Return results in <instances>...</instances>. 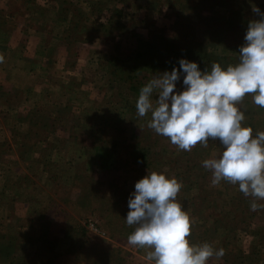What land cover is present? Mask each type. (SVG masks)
I'll use <instances>...</instances> for the list:
<instances>
[{"label": "rangeland", "instance_id": "obj_1", "mask_svg": "<svg viewBox=\"0 0 264 264\" xmlns=\"http://www.w3.org/2000/svg\"><path fill=\"white\" fill-rule=\"evenodd\" d=\"M23 1L27 2L10 7L18 19L25 17V24L34 18L22 16L24 5L25 12L40 22L64 24L65 29L68 23L61 20L73 12V19L85 28L84 37L94 38L80 40L74 30L67 37L56 31L67 41L57 44L55 51L60 57L66 54L67 60L62 65L58 59V68L50 71L65 74L51 78L49 92L56 96L50 94L40 117L68 139L38 145L37 158L28 167L31 175L16 174L15 182L10 174L6 177V189H0V264H154L146 259L150 249L128 244L136 226L129 227L125 220L135 183L151 172L183 183L177 201L198 226L191 230L190 244L227 245L223 249L228 259L213 257L208 264H264V247L257 245L264 235V210L251 211L252 198L237 185L221 181L214 186L212 173L202 166L205 159L222 154L219 141H209L207 148L198 144L190 152L178 150L147 127L150 114L137 115L141 87L173 68L138 73L132 86L117 80L125 77L123 70L110 73L151 42L163 53L223 57L234 66L249 22L260 19L253 8L264 13V0H46L43 5L42 0ZM10 24L5 25L11 29ZM111 58L116 66H105ZM183 75L176 82L177 93L184 90ZM68 92L75 97L70 107L53 112L52 106L69 100ZM252 95L246 94L238 104L246 116L242 126L264 121V108L253 103ZM135 149L146 156L138 166L130 162ZM86 158L90 167L82 166ZM241 216L251 219L242 222ZM75 224L84 229L85 243L78 236L71 240L74 232L64 236L67 226Z\"/></svg>", "mask_w": 264, "mask_h": 264}, {"label": "clouds", "instance_id": "obj_2", "mask_svg": "<svg viewBox=\"0 0 264 264\" xmlns=\"http://www.w3.org/2000/svg\"><path fill=\"white\" fill-rule=\"evenodd\" d=\"M253 12L260 19L249 22L236 65L225 70L213 62L209 72L180 59L179 70L173 67L141 87L135 107L141 118L150 114L147 127L168 138L178 150L190 152L198 144L207 148L209 141L218 140L222 154L202 162L212 173L211 183L238 184L239 191L252 198L250 210L258 211L264 210V204L258 203L264 201V132L254 135L251 127L242 126L245 111L238 107L246 94H253V103L264 108V13L259 8ZM181 72L185 87L177 93ZM134 187L125 220L129 227H136L127 242L150 249L147 260L154 264H208L210 258L225 255L224 249L207 242L189 243L195 218L177 201L182 182L151 172Z\"/></svg>", "mask_w": 264, "mask_h": 264}, {"label": "crops", "instance_id": "obj_3", "mask_svg": "<svg viewBox=\"0 0 264 264\" xmlns=\"http://www.w3.org/2000/svg\"><path fill=\"white\" fill-rule=\"evenodd\" d=\"M26 2L0 0V56L3 57L0 62V189H6L4 185L8 182L6 177L9 174L13 182L16 174L31 175L26 166L37 158L34 152L38 145L64 142L67 139L55 132L47 133L41 139L29 133L33 127L30 120L32 116L41 115L46 110L45 105L49 106L46 101L52 94L49 92L51 78L57 73L65 74L54 69L50 71V68H58V59L62 65L67 60L66 54L60 57L55 51L57 44L67 40H62L61 34L56 35V31L65 30L64 24L40 22L38 16L25 12V5L20 7L22 16L32 17L34 20L30 18L27 21L29 24H25V17L18 19L10 4L23 5ZM39 3L43 5L47 2L42 0ZM6 23H11V29ZM31 23H35V26ZM52 95L56 96V93ZM54 100L56 103V98ZM64 104V101H60L57 107L63 108ZM8 160L13 166H8Z\"/></svg>", "mask_w": 264, "mask_h": 264}, {"label": "trees", "instance_id": "obj_4", "mask_svg": "<svg viewBox=\"0 0 264 264\" xmlns=\"http://www.w3.org/2000/svg\"><path fill=\"white\" fill-rule=\"evenodd\" d=\"M50 1H55V0H50ZM61 2L65 3V0H61ZM57 3H59V2H57ZM60 5L61 4L59 3V9H60V11L65 12V10H63ZM74 17H75V14L72 12L69 16H67V17H65V18H63L61 20V22H63V23L64 22H67L68 23V26L66 27V29L63 30V35H65L67 37L68 34L70 33V31L71 30H74V31L80 33V36H79L80 40H88V41L89 40H92L94 37H92V38L87 37V36H85L87 38L84 37V35H86L85 28H82L81 26H79V24H80L79 23V20L78 19H73ZM66 37L64 38L65 40H66ZM162 56H166V57H168V59L166 61H163L162 60ZM180 59H186V60H188L190 62H195V63L198 64L199 69L201 71L207 70L209 72L211 71V65H212L213 62L219 63L221 65L222 69H225V70H226L227 66L229 65L228 64L229 62L225 58H223V57H210V56L204 55V54H198V55H193L192 54L191 55L189 52L176 53V52L170 51V52H164L163 53V52H160L156 48V45L151 42V43L146 44L145 50L138 49L135 52V54L132 55V59L130 60L131 61V65L128 64V62H130V61H128V62H126V65L123 64V63L122 64L120 63L119 66H116L115 63H114V61H116V59L115 58H113V59L111 58V59H108L105 62V66L107 64L110 65L111 67H114V65L116 66V68H113L111 70L112 72L110 71V73H112L113 75H117V73H120L121 70H123L124 73L126 72V75H125L124 78H118L117 80L120 81V82H124V83L129 84V86H132V81H133V79H135L134 78L135 77L134 75H136L138 73L148 72V71H152L154 69H163L165 67L166 68L167 67H171V68L175 67V68H177L179 70V60ZM122 75H124V74H121L119 76H122ZM128 91H130V90L128 89ZM68 95H70V97H68L69 100H66L65 101L64 107L63 108H59V107H56L55 106L54 108H52V111L53 112H56V111H58L59 113L60 112H64V110H67L68 107H70V103H71L72 100H74L75 97L73 96L74 94L72 92H68ZM258 112L260 113V111H258ZM30 120H32V122H33L32 123L33 124V127L31 128V131H29V133L31 132V134L35 138L41 139L47 133H53V132H55L52 129V128H54L55 124L52 123V125H49L47 123L46 119L40 117V115L39 116L33 115ZM57 120H58L57 117L56 118H53V121H57ZM257 120L258 119H255V122L258 123L257 126H256V124H254L255 122L254 123L253 122L251 123L249 121L246 122L243 125V126L251 127L253 129V134L254 135L259 130H260V132H264V121L260 120V122H257ZM76 126H78L77 123H76L75 126L73 124V128L76 127ZM73 128L72 127H69L68 129L65 128V129H67V132H68V135L69 136H71V134L69 133L70 132V129H73ZM72 139L74 140V138H72ZM26 145H28V144H26ZM95 150H97V149H95ZM143 152L144 151H142V150L140 152L139 150L135 149L134 154H132V156L130 157L131 164H133L135 166H138V165L142 164L143 162H145L146 156H145V154ZM87 158L82 163V166H89L90 167V164L91 163H90L89 159H87ZM100 160L102 161V164H103V159H100ZM29 165H32V164L31 163H28V165L26 166L27 169H28ZM35 170L39 173L38 168H35ZM237 186H238V184H237ZM243 213H245V212H243ZM243 218H245V217H243ZM243 218H242V216L240 218V220L242 222L243 221L245 222L247 220V218L248 219H251L250 216L247 217L244 220H243ZM217 222H218V220H217ZM75 225L76 226H74V227H70L68 225L67 228H66L67 234L65 232V235L64 236L65 237H70V235H69L70 232L69 231H71V232H74V236L71 237V240H73L76 236H78L79 238H81L80 240H83L84 243L86 241H88L85 238L86 233H85L84 229L81 226L77 225V224H75ZM196 225H197L196 223L192 225V228H191L192 231L196 227L198 228V226H196ZM202 233H204V229H203ZM256 233H258V232H256ZM259 238L260 239L257 242V245L258 246L260 245V247H264V235L259 236ZM187 239L189 240V243H193V241L191 240L190 236ZM203 240H205V239H203ZM205 242L206 241L201 242V243H196V244L200 245V244L205 243ZM207 243H209V242H207ZM226 246L227 245L222 244L221 241H220L213 248H215V249H221L222 248L223 249ZM223 258H224V260L225 259H228L227 256H223L222 259ZM239 263H241V261Z\"/></svg>", "mask_w": 264, "mask_h": 264}]
</instances>
